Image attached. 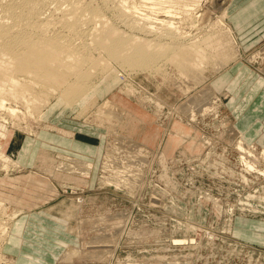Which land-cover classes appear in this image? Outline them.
Listing matches in <instances>:
<instances>
[{
    "label": "rangeland",
    "instance_id": "rangeland-1",
    "mask_svg": "<svg viewBox=\"0 0 264 264\" xmlns=\"http://www.w3.org/2000/svg\"><path fill=\"white\" fill-rule=\"evenodd\" d=\"M92 1L102 17L138 34L117 1ZM232 1L198 0L190 13L173 14L186 42L202 39L221 30L223 3L239 52L221 71L211 63L198 70L207 77L190 91L178 65L163 58L151 70L116 61L106 71L89 69L96 100L86 111L58 93L47 95L51 103L40 118L25 103L6 101L18 111L0 109V152L10 156L7 167L0 158V218L11 223L0 225V264H264V101L257 98L258 81L264 83V12L249 19V11V34L242 35ZM136 2L150 12V0ZM56 5L47 0L43 16L60 13L53 12ZM82 27L71 39L80 48L91 41L92 24ZM233 67L240 75L229 90L213 84ZM204 88L213 95L210 104L185 109ZM105 99L123 113L99 105Z\"/></svg>",
    "mask_w": 264,
    "mask_h": 264
},
{
    "label": "bare ground",
    "instance_id": "bare-ground-1",
    "mask_svg": "<svg viewBox=\"0 0 264 264\" xmlns=\"http://www.w3.org/2000/svg\"><path fill=\"white\" fill-rule=\"evenodd\" d=\"M46 1L0 0V109H6L12 116L16 115L18 110L15 106L6 102L8 99L25 103L30 114L34 113L37 118H40L45 107L51 103L48 96L57 93L59 98L69 106L75 103L78 104L79 101L82 102L81 111H86L96 100V97H93L95 94V83L92 81L94 72L90 74L89 69L101 67L102 70L106 71L110 68V65L108 67L110 61L118 62L124 68L134 67L135 69L136 67L137 69V67H144V69L151 70V68L157 67L158 62L163 58H171L178 65L177 68L180 72L178 75L185 78L183 82L184 91L187 92L206 79V74L199 73V71L202 72L206 64L211 63L213 71L218 72L235 60L239 53L238 49L232 46L235 39L232 28L224 20L227 10L223 3H219L222 7V13L218 19V22L222 25H220L221 30L217 33L205 34L202 39L198 37L186 42L187 38L186 41L184 39L188 35L183 36L181 31L178 32L179 29L177 28L179 26L177 27V22V25L175 24L177 20L174 21L172 17L176 13L189 12V10H192L190 6L195 5L198 0H150V12L140 9V4L136 0H102L105 4L117 1L116 4L119 8L125 11L123 13L124 18L120 15L121 18L125 19V24L128 23L127 25L137 30L138 34L134 32L126 34L127 32L121 30L116 23L107 19L109 16L107 18L102 17L104 14H102L101 8L93 6L94 4H90L88 0H56L58 4L56 8L54 7L56 11L54 8V11L51 10L53 12L60 10L61 12L58 11L56 14L51 12L52 14L43 16ZM160 12L166 14V17H159L158 13ZM87 24H92L91 41L86 42L85 40L80 48L77 44L71 43V39L73 40L74 35H81L82 25ZM57 25L60 26V30H56ZM173 29L176 31L174 32ZM63 30L66 33H62ZM176 32H178V35ZM95 51L98 52V55L97 53L94 55ZM98 72L100 74L101 71ZM168 76L171 77V80L172 78L176 79L174 75L168 74ZM39 86L41 87V89L39 88L40 93L36 91ZM205 90L208 89L198 90L193 96H190L187 101L185 100L186 103L183 107L187 109L192 104L201 107L202 103H209L213 95L207 94L209 90L207 92ZM85 95H91L87 103L82 100ZM145 97L148 100V95ZM100 103L99 105L107 106L108 110L115 113L122 114L124 111L122 107L110 99H105L104 102ZM122 138L121 140L124 139ZM26 144H28V147L24 152L29 151L30 144L28 141ZM239 146L246 147L243 139H240ZM262 153H264V150ZM0 158L3 161L5 160L3 162L5 165L10 156L7 153L0 152ZM5 166L7 167V165ZM1 207L2 205L0 206L1 210L5 208ZM20 211L23 210H19V213ZM4 214L6 215V213ZM10 215L13 214L7 216L10 217ZM1 220L0 225L3 226L5 220H2V223ZM7 223H10V221ZM4 225L6 227V223ZM8 230L6 228V233H8ZM1 233H4V231Z\"/></svg>",
    "mask_w": 264,
    "mask_h": 264
},
{
    "label": "crops",
    "instance_id": "crops-1",
    "mask_svg": "<svg viewBox=\"0 0 264 264\" xmlns=\"http://www.w3.org/2000/svg\"><path fill=\"white\" fill-rule=\"evenodd\" d=\"M262 7H264V0H250L248 3L244 2L243 0H233L232 1V4L229 6V9H231L232 10L231 12H233L232 16L236 22L235 27L239 33H241L242 35H245V36H247L246 34H249L247 29L244 28V24H245L244 20H246L249 17H250L249 19L255 18L256 14L254 12H256L258 10H260L261 13L264 12V9ZM260 8H262V9H260ZM249 11H250V13H249ZM248 13L250 14L249 17H247ZM241 25H243V27ZM235 69H236L235 67H233V69L228 68L227 70L223 71L222 73H219V76H217V78L213 81V84H215V85L217 84L218 86L224 85L226 87V89L228 88V90H229V87L238 81L237 77L240 75V73L236 75V73H238L239 71L236 72ZM258 82H259L258 89L260 88L259 89L260 94H258L257 98H259V99L261 98V100L264 101V83L261 81H258ZM235 97H237V96H235ZM51 111L54 112V107H52ZM257 119L260 120L259 118H257ZM250 132H251V130L249 131V133ZM262 137H264V133H263ZM34 150H36V149H34ZM34 150L32 149L30 151L31 153H27V156L29 157V156L33 155ZM69 154H71V153H69Z\"/></svg>",
    "mask_w": 264,
    "mask_h": 264
}]
</instances>
